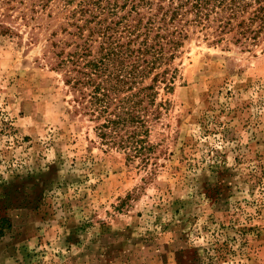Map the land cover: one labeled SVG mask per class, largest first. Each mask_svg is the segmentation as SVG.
Listing matches in <instances>:
<instances>
[{
	"label": "rangeland",
	"instance_id": "1",
	"mask_svg": "<svg viewBox=\"0 0 264 264\" xmlns=\"http://www.w3.org/2000/svg\"><path fill=\"white\" fill-rule=\"evenodd\" d=\"M63 16L0 36V264H264V34L185 42L144 168L43 57Z\"/></svg>",
	"mask_w": 264,
	"mask_h": 264
},
{
	"label": "trees",
	"instance_id": "2",
	"mask_svg": "<svg viewBox=\"0 0 264 264\" xmlns=\"http://www.w3.org/2000/svg\"><path fill=\"white\" fill-rule=\"evenodd\" d=\"M53 7L64 13V37L52 31L43 57L62 72L102 144L144 168L165 105L159 89L172 90L185 42L201 35L249 49L264 34V0H0V36L17 35L11 24L28 26Z\"/></svg>",
	"mask_w": 264,
	"mask_h": 264
}]
</instances>
